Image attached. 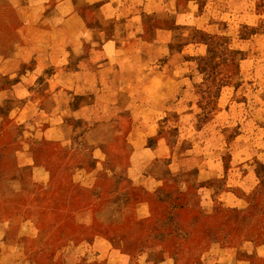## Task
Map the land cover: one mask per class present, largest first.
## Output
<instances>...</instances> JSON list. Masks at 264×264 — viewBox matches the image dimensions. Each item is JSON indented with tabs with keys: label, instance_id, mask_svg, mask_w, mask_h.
I'll return each mask as SVG.
<instances>
[{
	"label": "crops",
	"instance_id": "0c3cea01",
	"mask_svg": "<svg viewBox=\"0 0 264 264\" xmlns=\"http://www.w3.org/2000/svg\"><path fill=\"white\" fill-rule=\"evenodd\" d=\"M220 7L225 9V0H0V140L8 133L21 142L9 155L18 161L12 172L27 169L32 181L48 189L50 169L37 163L32 142L71 147L81 141L92 145L95 157L127 158L105 171H118L154 194L152 204L163 203L171 177H180L185 191L186 175L194 173L201 211L185 218L196 222L185 229V246H141V263L251 264L252 258H264V240H225L224 218L216 214L219 206L246 207L254 172L248 169L245 183L223 179L222 186L209 185L225 177L224 164L220 152L204 147L207 129H197L190 111V83L197 73L190 32L208 26L205 14ZM100 168L75 172L85 174L80 182L92 188ZM32 184L8 182L14 189L31 190ZM136 206L139 221L153 216L147 200ZM75 214L77 221L84 215ZM83 218L91 223L89 212ZM10 226L0 218V264L9 259L2 253L16 252ZM194 237L211 241L190 244ZM180 252L186 254L183 261L175 255ZM193 252L199 254L195 263L188 255ZM150 253L159 256L150 261Z\"/></svg>",
	"mask_w": 264,
	"mask_h": 264
},
{
	"label": "rangeland",
	"instance_id": "374dc122",
	"mask_svg": "<svg viewBox=\"0 0 264 264\" xmlns=\"http://www.w3.org/2000/svg\"><path fill=\"white\" fill-rule=\"evenodd\" d=\"M231 4L225 0V9L211 8L205 14L208 26L193 27L190 32L197 71L188 94L190 111L196 116L197 129H207L206 142L201 141L204 147L220 152L224 164L225 177L212 179L209 185L222 186L226 179L245 183L248 169L254 172L256 183L248 192L243 189L248 199L245 208L218 207L216 214L224 218L227 230L225 240L239 236L263 241L264 0H235ZM208 121L210 124L204 125ZM170 133L175 141L178 127H172ZM11 138L5 133L0 140V218L10 220L8 239L16 251L1 254L9 257L8 264H145L137 252L141 246H185V229L196 223L185 218L201 211L193 172L186 175L190 182L187 190L181 191V178L173 176L161 194L163 203L152 204L154 194L135 186L118 171H105L125 165L127 158L95 157L92 145L81 141L71 147L33 141L37 163L50 169V187L46 189L32 181L27 169L17 167L12 172L18 161L9 155L21 142ZM96 166L101 168L90 188L80 182L85 174L75 171ZM13 179L33 182L31 190L9 187ZM142 199L150 203L153 216L139 221L136 202ZM76 211L89 212L91 223L83 221V214L77 221ZM193 239L190 244L211 241V237ZM175 255L182 261L186 257L181 252ZM188 255L193 263L198 260L197 252ZM149 256L153 261L159 254ZM251 264H264V258H252Z\"/></svg>",
	"mask_w": 264,
	"mask_h": 264
}]
</instances>
